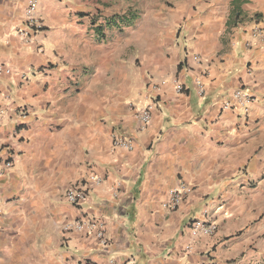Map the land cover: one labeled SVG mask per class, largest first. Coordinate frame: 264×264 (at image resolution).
Returning <instances> with one entry per match:
<instances>
[{"label":"crops","instance_id":"crops-1","mask_svg":"<svg viewBox=\"0 0 264 264\" xmlns=\"http://www.w3.org/2000/svg\"><path fill=\"white\" fill-rule=\"evenodd\" d=\"M28 4L0 0V59L15 71L0 75V264H264V46H246L264 0H40L31 41ZM123 15L133 24L101 25ZM240 88L257 97L247 122L223 110ZM153 102L141 131L135 110ZM115 132L134 149H115ZM91 176L85 205L65 202ZM181 183L194 191L169 211ZM204 210L218 213L213 236L190 229ZM84 216L109 248L63 233Z\"/></svg>","mask_w":264,"mask_h":264},{"label":"built area","instance_id":"built-area-1","mask_svg":"<svg viewBox=\"0 0 264 264\" xmlns=\"http://www.w3.org/2000/svg\"><path fill=\"white\" fill-rule=\"evenodd\" d=\"M39 3L40 0H29L28 8L26 10V23L23 29L19 30V34L31 41L38 32L42 31L44 26L42 20L39 18ZM247 48L253 49L256 46H264V29L255 24V27L251 32V39L246 44ZM13 68L7 66L0 59V75L14 74ZM24 80H28V76L24 74ZM200 89L203 92V84L199 79L196 81ZM151 87L153 92L158 91V86L154 82H151ZM176 91L178 93H183L185 91V86L182 83H176ZM257 101V97L253 94L247 92L244 88H240L234 91L230 97L223 102V110L234 112L239 120L246 122L249 118L250 107ZM156 103L146 105L143 108H136V118L139 124V130L146 129L152 119L153 110ZM29 110L22 108L18 110V115L20 122L23 123L28 117ZM6 115V109L0 104V120H2ZM112 143L115 149H124L131 151L135 147L134 138L130 135L115 132L112 135ZM2 149H0V152ZM14 166V157L11 155L10 158L5 162V170L9 171ZM101 182L98 176H91L85 180L77 182L70 186L65 194L64 200L71 206L75 208H81L85 205L89 198L90 183ZM194 191V188L188 184L181 183L177 188L170 192V197L168 202L164 204V207L169 211H175L186 199V197ZM218 213H210L208 211H203L199 217H196L191 225L190 229L193 235H206L213 236L218 229L217 223ZM1 231V226H0ZM62 231L64 234L71 233H88L96 237L100 246L103 249H107L111 246V239L109 238L104 223L97 219L88 218L86 216L75 220H68L62 225ZM190 249V248H189ZM112 264H116L115 262Z\"/></svg>","mask_w":264,"mask_h":264},{"label":"trees","instance_id":"trees-1","mask_svg":"<svg viewBox=\"0 0 264 264\" xmlns=\"http://www.w3.org/2000/svg\"><path fill=\"white\" fill-rule=\"evenodd\" d=\"M135 20V16H131V15H123V16H115L113 17L111 20H107L105 23L106 25H117V26H121L124 25L125 23L127 25H132L133 21ZM103 25V24H101ZM101 26H99L98 28H100Z\"/></svg>","mask_w":264,"mask_h":264},{"label":"rangeland","instance_id":"rangeland-1","mask_svg":"<svg viewBox=\"0 0 264 264\" xmlns=\"http://www.w3.org/2000/svg\"><path fill=\"white\" fill-rule=\"evenodd\" d=\"M232 21V23H237L238 21H241L240 19H238V18H235V19H233V20H231ZM103 23H105V22H102L101 24H103ZM100 25V24H99ZM98 25V26H99ZM104 26H105V24H103ZM97 27V26H96ZM182 30V29H181ZM178 36H179V34H178ZM247 122V121H246Z\"/></svg>","mask_w":264,"mask_h":264}]
</instances>
